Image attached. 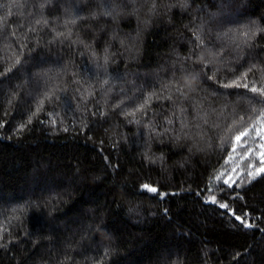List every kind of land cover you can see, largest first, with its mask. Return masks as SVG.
Instances as JSON below:
<instances>
[{
    "label": "trees",
    "instance_id": "trees-1",
    "mask_svg": "<svg viewBox=\"0 0 264 264\" xmlns=\"http://www.w3.org/2000/svg\"><path fill=\"white\" fill-rule=\"evenodd\" d=\"M251 87L264 0H0V264H264Z\"/></svg>",
    "mask_w": 264,
    "mask_h": 264
},
{
    "label": "snow or ice",
    "instance_id": "snow-or-ice-1",
    "mask_svg": "<svg viewBox=\"0 0 264 264\" xmlns=\"http://www.w3.org/2000/svg\"><path fill=\"white\" fill-rule=\"evenodd\" d=\"M196 39L198 41L200 40V38L198 36L196 37ZM200 43H202V41H200ZM208 63H211V60H209ZM249 71H251V69H249ZM246 77H247V72H245L243 74L241 79H246ZM211 78L212 77H209V79H211ZM105 83H107V81H105ZM221 86L224 88L243 87L246 89L249 87L247 83L240 84L238 80H232V81H229L227 83H223ZM178 91H180V89H178ZM249 91L251 93H258L260 96H264V87H261L259 89L256 87H251L249 89ZM150 99H151L150 96L147 97L145 99V103L140 105L135 111H143ZM260 102L264 103V101H260ZM135 111L132 113H129V115L134 116ZM262 118H264V117H262ZM241 119H243V118H241ZM258 125H259V121H257V123H255V124H253L250 128H245L238 135H235V137H234L235 143H233L231 145V151L228 154V158L226 160H224V166H230L236 160V156L233 155L237 151L236 145H239L241 148H243L244 154L240 157V161L242 162L243 160H249V163L246 165V168H247L246 176L248 178H250L248 180L249 183L251 182L252 179H255L256 176L260 175L261 173H264V126H258ZM245 137H247V140H245L244 143H241L242 138H245ZM248 141H251L252 144L249 145ZM253 145H254V147H253ZM249 157H251V159H249ZM257 159L260 161L261 167L255 168V170H253V168H254L253 161L257 160ZM238 168H240L239 163H236L235 167H226L225 171L228 174H227V176H225V174L222 172L219 176H217L216 180H217L218 184L227 185L228 188H231L233 184H235L236 187H240V185L244 183V180L241 179V177L244 176L245 171H244V169H240V171L237 172ZM237 181H240V183H237ZM141 187H142V189H145L151 193H157L158 192V189L156 187H153L149 184H143ZM221 190H223V189H221ZM160 195L162 198L166 194L161 193ZM205 202L206 203L210 202V203L216 204L217 201H216L215 195L207 197L205 199ZM218 206L220 208H228V205L224 204V203H220ZM233 215H235V214L233 213ZM235 219L240 221L241 224L245 228L252 227V225L247 224L240 216H235Z\"/></svg>",
    "mask_w": 264,
    "mask_h": 264
}]
</instances>
